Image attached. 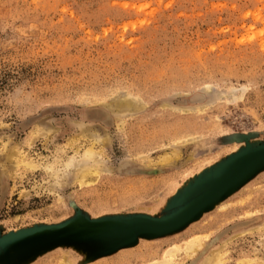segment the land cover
Segmentation results:
<instances>
[{
	"label": "rangeland",
	"instance_id": "374dc122",
	"mask_svg": "<svg viewBox=\"0 0 264 264\" xmlns=\"http://www.w3.org/2000/svg\"><path fill=\"white\" fill-rule=\"evenodd\" d=\"M260 145L264 0H0V264H150L197 235L207 247L175 263L264 264V166L195 220L121 247L114 233L17 236L167 216ZM86 148L101 171L55 185Z\"/></svg>",
	"mask_w": 264,
	"mask_h": 264
},
{
	"label": "water",
	"instance_id": "95a60500",
	"mask_svg": "<svg viewBox=\"0 0 264 264\" xmlns=\"http://www.w3.org/2000/svg\"><path fill=\"white\" fill-rule=\"evenodd\" d=\"M263 166L264 145L232 157L227 161L224 169L216 175L214 184L209 189L194 197L179 210L164 217L76 219L32 228L18 233L17 236L19 242L49 245L88 240L114 233L123 235L114 248L121 247L136 241L138 237L159 236L195 220L203 211L211 208L215 201L226 197Z\"/></svg>",
	"mask_w": 264,
	"mask_h": 264
},
{
	"label": "bare ground",
	"instance_id": "6f19581e",
	"mask_svg": "<svg viewBox=\"0 0 264 264\" xmlns=\"http://www.w3.org/2000/svg\"><path fill=\"white\" fill-rule=\"evenodd\" d=\"M98 155L93 148H88V149L86 148V150L84 151L83 154H81V156L79 157H77L76 155L70 156L68 161L65 162V165H64L65 167H63L61 172L56 169L51 170L50 167L47 166V168L50 169L52 172L51 175L54 178V181H55L54 184L55 185L59 184L60 179L65 175L67 176L72 175L74 179L77 180L81 185L89 184L92 181L90 177L92 175H97L101 171L102 161H100V159L98 158ZM168 160H169V157L164 158V162ZM153 170L155 171L154 168ZM156 172L158 171L156 170ZM72 229H74V227H72ZM75 231L77 232L78 230H75ZM206 243L207 241H204L203 237L199 235L190 237L188 240L185 241L183 246L175 244V245H171L170 247H168L164 251V253L162 254V257L159 260H155L150 264H177L174 262V258L177 253L182 251L187 256H191V255L193 256V254H196L199 251V249H205L207 247ZM211 243L212 242H210L209 245ZM221 256L223 255L220 254V251H215V252L213 251L206 256L202 264H214V262L218 260V258Z\"/></svg>",
	"mask_w": 264,
	"mask_h": 264
}]
</instances>
